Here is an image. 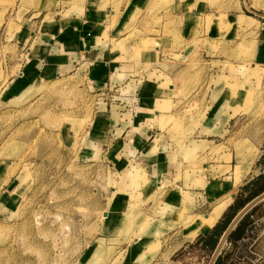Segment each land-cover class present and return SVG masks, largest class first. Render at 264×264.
Returning <instances> with one entry per match:
<instances>
[{"label":"rangeland","instance_id":"1","mask_svg":"<svg viewBox=\"0 0 264 264\" xmlns=\"http://www.w3.org/2000/svg\"><path fill=\"white\" fill-rule=\"evenodd\" d=\"M90 1L0 0V264H123L132 256L129 264H141L144 250L142 264H206L213 248L196 243L187 223L164 222L200 215L188 189L205 184L206 169L225 173L236 192L230 176L264 167V42L232 32L226 7L235 0ZM74 17L91 34L82 55L52 68L40 60L34 72L32 34ZM211 25L219 29L212 38ZM113 46L135 63L131 73L93 77L107 68L91 66L86 53L108 60ZM22 68L34 73L15 89ZM144 76L154 98L173 87L160 96L158 144L134 142L137 128L126 139L104 127L98 136L95 119L106 111L137 121ZM155 153L163 155L156 174ZM118 198L128 205L117 213ZM249 219L244 237L225 239L219 264H264V204Z\"/></svg>","mask_w":264,"mask_h":264},{"label":"crops","instance_id":"2","mask_svg":"<svg viewBox=\"0 0 264 264\" xmlns=\"http://www.w3.org/2000/svg\"><path fill=\"white\" fill-rule=\"evenodd\" d=\"M226 8L233 11L230 13L231 14L230 18L236 24L233 27V31H232L234 34H239V33L243 34V38L245 40H249V39L251 41L257 40L259 43L264 42V0H235V2H233L231 6L226 7ZM71 19L64 20L62 18L61 20H64V23L59 22L56 29L51 28L45 31H39L38 33L32 34L30 40L35 41V42L38 41L35 44L38 45L37 48L40 49V53H38V56L36 57L37 62L34 61L33 66L35 64L37 65L38 63H40V60H41L43 65H45L44 67H48L46 66L47 62L50 65L49 68H52V65L59 67L61 65L63 66L65 64H68V61H73L74 60L73 57H75L76 55H82L81 49L84 45L83 39H87V41H89L91 34L89 31L85 32L84 29H82L81 25H79L81 21H77L75 17L73 18L74 20H71ZM251 31H253L254 33L256 32L258 38L255 39L254 33H253L254 35L249 37L247 33ZM207 32H208L207 34L208 37L212 38L216 36L215 34L219 32V29L217 30V27L211 25L210 28H208ZM220 33H223V31H220ZM37 36L39 38L38 40H36ZM239 38L237 40H239ZM125 47H126V44H125ZM126 48L127 50L129 49L128 47ZM89 50L90 51L86 53L87 55L86 59L88 60V63H91L92 64L91 66L96 64V69H97V66L98 68L101 67V64H103L107 68L106 72L105 71H102L101 73L97 72V74L92 75L93 77L98 76L100 78H103L105 75L109 77L110 74L111 76L113 75L116 76L121 71L129 75L131 73V69L135 65V63H133L130 57L122 58V56L126 57V51L122 53L114 46L112 50L113 53L110 55L108 60H102V61L94 58L95 57L94 49H89ZM109 50H110V47H109ZM150 62L152 63V67L156 66L153 60H151ZM35 68L36 66H34L33 68L34 72L36 71ZM108 68L110 70L107 72ZM26 71H28L27 68H25L24 70L22 68V70L17 73L18 77L12 78V79H15L16 81L17 86L15 89H17L18 85H20L19 81H22L23 78L25 77L27 78L34 73V72L32 73V70H31L29 71V74L27 75ZM161 73L165 74L168 77H171L172 70L171 71L166 70L165 72H161ZM144 79L147 80L146 81L147 83H145L144 85L142 84V88L140 90L147 91V92H143L142 93L143 95L141 94L140 103L138 105L139 107L138 109L140 111L139 112L140 117L137 119V121L135 122L130 121V123H127V120H124L122 117L114 116L113 113H111V111H106L104 116H99V117H96L95 119L96 124L99 126V128L94 129V131H98L97 133L98 136L106 135L105 134L106 130H101L100 128V127H104L103 129H109V130L112 128L113 132L121 131L122 136L126 139V135L128 133H131L133 129L137 128L139 132L137 131L138 133L134 134V142H138L140 138H149L147 143H145L146 145L158 144L157 137H156L157 124L155 122L157 121L158 116L161 114H164L166 111L164 109H159V105L161 102L160 100L161 98L164 99L166 97H170L172 95L173 87L171 83H168V87L163 88L160 92H157L156 93L157 95H155L156 98H154L153 91L156 88L155 85H153L154 82L152 80L148 81L146 76H144ZM112 119H114V123L112 122ZM153 120H154V123L151 124ZM98 138L100 139L102 137H98ZM201 139H206V138H201ZM142 142H144V139L142 140ZM149 158L151 159L150 165L152 169L154 170L153 172L154 174H156L157 171H161V168L163 169L162 165L159 166V164L162 163V161L160 160L163 158V155L159 153L157 154L155 153ZM132 161L136 163L135 159L130 160L129 162L132 163ZM152 165H154V167ZM239 167H240V171L242 172L243 169H242L241 164ZM243 172L244 173H241L240 175H238L239 179H237L236 181H234L233 175L230 176V180H231L230 183L238 182V187H237L236 192L228 190L227 183L224 184V181H225L224 177L226 176L225 173L215 176L216 177L215 178L206 169L205 172H202L201 174H199L200 176L204 177L203 181L205 182V184L202 187L199 186V187H193V188L188 189L189 193L193 194V199L190 200V202H192L193 204L192 210L194 212H198L199 214H202L203 216L207 215V213L208 214L210 213L209 216H214L213 208L221 204L222 208L220 210V213L225 211L227 207L234 201L235 197H237V194L240 191V186L246 181H248L249 179L253 178L258 173L264 172V167L257 170L253 174H250V173L247 174L245 170ZM213 182H214V188L212 187ZM221 184H223V186H221ZM213 191L215 192L216 195L221 194L222 191L224 194L220 195L219 198L216 199L212 203L210 202V199L212 198V193H214ZM226 191H228V195L225 194ZM126 200L127 199L125 198H121V199L118 198V200L116 199L115 207L117 209H115V212L118 213L124 206L127 207L128 204L126 205ZM217 212H218V208L216 209L215 213ZM202 215H198V216L203 217ZM184 222H185L184 219L177 220V218H175L171 221L169 220L164 223H166L168 226V225H174V224L175 225L185 224ZM213 222L211 223V225L213 224ZM198 227H194L192 230H189V231L190 232L192 231V234H194L193 236H191V238L192 237L195 238L194 240L196 243H202V238H199V236L205 235L210 227L206 230H203V227L201 225ZM142 249L140 250L142 251ZM146 249L148 248L146 247ZM145 252L146 251L144 250L141 253L140 257L138 256L139 258L137 260L141 264L145 262V260L140 261V258L142 256L144 258L145 257L147 258L148 256H150L149 254L145 255ZM146 253H148V251ZM136 254L138 255L139 253H136ZM132 257H129V258L126 257V259L123 260V264H129L131 261L130 259Z\"/></svg>","mask_w":264,"mask_h":264},{"label":"trees","instance_id":"3","mask_svg":"<svg viewBox=\"0 0 264 264\" xmlns=\"http://www.w3.org/2000/svg\"><path fill=\"white\" fill-rule=\"evenodd\" d=\"M264 189V172L258 173L253 178L249 179L245 183L240 186V191L235 197L234 201L227 207L225 211L222 212L221 217L216 220L213 226L209 229V231L203 235L199 236L202 238V244L207 245L210 249H212L232 217V215L239 209L246 201H248L251 197L259 193ZM264 204V198L250 207L236 222L233 228L229 231L226 241L230 243H234L238 239L244 236L245 230L250 222L249 216L252 215L260 206ZM230 211V213H229ZM221 260L220 254H218L213 262V264H219Z\"/></svg>","mask_w":264,"mask_h":264},{"label":"water","instance_id":"4","mask_svg":"<svg viewBox=\"0 0 264 264\" xmlns=\"http://www.w3.org/2000/svg\"><path fill=\"white\" fill-rule=\"evenodd\" d=\"M264 198V189L251 197L248 201H246L237 211L232 215L222 232L220 233L213 249L211 250L210 256L206 262V264H212L217 254L219 253L223 242L225 241L229 231L233 228L236 222L240 219V217L254 204Z\"/></svg>","mask_w":264,"mask_h":264},{"label":"bare ground","instance_id":"5","mask_svg":"<svg viewBox=\"0 0 264 264\" xmlns=\"http://www.w3.org/2000/svg\"><path fill=\"white\" fill-rule=\"evenodd\" d=\"M238 177V176H237ZM210 214V213H209ZM209 214L207 213V215H205V216H203L202 214H200V215H202L203 217H200V216H198V217H196V215H195V217L196 218H194L193 220H190L189 221V219L187 220L186 218V220L188 221H186V222H184L185 224L187 223V225H185L184 226V230H187V231H189V230H192L194 227H198V226H202L203 227V230H206V229H208V227L211 225V223H212V216H209ZM180 215V214H179ZM183 218V217H182ZM191 218H192V216H191ZM184 219V220H185ZM179 226H180V224H179ZM201 227V228H202ZM199 228V227H198ZM195 230V229H194ZM190 232V231H189ZM146 251V250H145ZM143 252V251H142ZM142 260H144V257L142 256L141 258H140V261H142Z\"/></svg>","mask_w":264,"mask_h":264}]
</instances>
